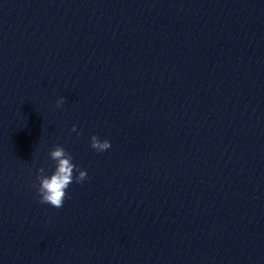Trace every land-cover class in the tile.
Returning a JSON list of instances; mask_svg holds the SVG:
<instances>
[{
    "label": "clouds",
    "instance_id": "obj_1",
    "mask_svg": "<svg viewBox=\"0 0 264 264\" xmlns=\"http://www.w3.org/2000/svg\"><path fill=\"white\" fill-rule=\"evenodd\" d=\"M64 103V98L57 99L56 106L60 107ZM73 132H77L76 125L72 127ZM77 135L79 133L77 132ZM90 147L97 152H103L111 147L108 139L101 140L98 136L90 137ZM49 157L55 162V168L50 175L45 174V168L38 169L37 180L39 184L36 188L37 196L41 204H48L54 208L63 206L67 196V189L74 182L82 183L88 179L86 170L79 169L72 161V155L63 146L56 145L50 152ZM74 172L78 173L75 175Z\"/></svg>",
    "mask_w": 264,
    "mask_h": 264
}]
</instances>
